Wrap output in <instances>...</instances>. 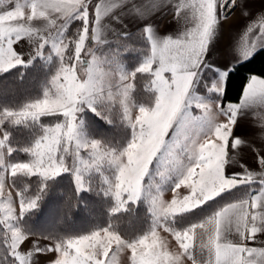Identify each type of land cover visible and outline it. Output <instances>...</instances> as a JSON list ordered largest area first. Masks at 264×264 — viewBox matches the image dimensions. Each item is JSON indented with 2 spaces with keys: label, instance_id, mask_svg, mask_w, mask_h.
<instances>
[{
  "label": "snow or ice",
  "instance_id": "obj_1",
  "mask_svg": "<svg viewBox=\"0 0 264 264\" xmlns=\"http://www.w3.org/2000/svg\"><path fill=\"white\" fill-rule=\"evenodd\" d=\"M5 0H0V5H3ZM128 3L135 7L134 0H116L112 6L116 4ZM164 3H172V0H164ZM236 0H223L218 3V0H211V9L209 10L208 0H197L194 4V13L191 18L187 15H182L181 7L183 5L177 3L176 15L184 17L186 27L179 35L173 37L172 35L164 36L159 41L154 38L152 28L145 26L144 34L151 44L150 54L144 63H142L135 72L132 73L133 80L136 73L147 74L151 79L149 81L151 91L155 93L156 103L149 109L142 108L141 115L137 118V123L140 125V132H133V142L128 150V164L126 168H122L117 176L116 190L110 193L117 207L112 211L118 212L126 209L129 203L134 204L144 191V178L148 174L150 167L154 162L161 166L177 165L181 163L182 153L179 151L182 148L183 141L187 139L186 127L184 122L178 123V119L182 110L186 107L185 101L188 104L192 102L188 100L190 88L193 87L194 78L198 76L201 65L204 62L205 54L210 42L212 28L218 21L225 20L226 17L218 15V9L234 7ZM39 5V7H37ZM32 15L28 18L29 21L48 19L54 20L55 25L61 31L59 36H64V28L66 23L62 26L58 21H65L67 18H73L81 22L80 28L77 31L78 35L74 39V51L76 54V43L79 41L81 34H85L84 47L80 54L87 46V41L91 37L92 40L97 39L95 33L97 28L95 24L100 22L101 16L99 14V3L93 0L81 2V0H32L30 5ZM16 8H21L18 3ZM94 8V13H93ZM44 11L46 14L51 11L55 14L53 16L38 17L35 11ZM110 10V9H108ZM81 13H86L85 16ZM14 13L9 10L7 15L12 16ZM242 15H247L244 10ZM222 17V18H221ZM21 18H23L21 16ZM252 28L247 29L250 33ZM260 32L264 34V25L261 26ZM23 33V34H22ZM90 33L92 35H90ZM247 33L244 38L246 39ZM35 34V30L31 27L18 28L0 26V72H6L17 65L32 62V55L41 56L42 50L49 41L41 37V42L32 49L31 54L25 55L24 52H17L13 45L22 41V38L28 35ZM15 36V39L12 37ZM62 43V41H61ZM52 48L56 51V45L53 41ZM73 46L70 41L67 47ZM256 48L255 43L251 46L247 44L241 49L240 55L242 59L250 58ZM64 52L67 48H64ZM57 55L62 56V52H57ZM27 57V59H25ZM147 64V67H142ZM226 75V73L224 74ZM58 76L52 77V83L59 81ZM211 90L222 95L224 92L223 79L212 84ZM92 89H89L81 100H86V97L91 95ZM261 102L264 103V78H259L255 75L250 76L246 86L243 89L241 100L239 104H228L222 107L217 102V108L225 119L222 123L217 124L214 129V136L225 142V153L229 150L228 145L231 146L233 153L239 151L241 148H247L249 141L236 136L234 129L237 122L238 109L245 104ZM195 107L202 112L208 109L207 103H196ZM62 109V100L57 96L53 97L48 91L44 92V99L28 104L22 111H12L5 109L0 115L7 118H14L13 123L20 125L23 119L28 117L36 118L38 115H47V113L56 112ZM204 117V116H203ZM2 125V124H0ZM135 129V126H133ZM260 131L256 135V140H259L261 145H264V126H257ZM2 128V127H0ZM170 134V138H167ZM9 132L3 131V136L0 138V149L8 145L7 153L10 155L14 149L9 146ZM139 140V143H137ZM96 146V145H95ZM256 145L251 143V148ZM40 141L31 148H24L23 151L30 157L25 161H17L7 163L6 165L0 161V170L12 179L18 176L35 177L39 176L40 186L35 195L25 197L20 192L16 191V197H19V213L11 206L13 203V196L11 192L8 193V198L4 197L3 182H0V225L5 229L6 240L4 243L7 246V254L10 257L9 264H36L37 254H41L46 259V264H112L110 259L112 251H109L104 256L103 260L97 259V245L101 244L103 239L100 231H93L88 235H82L75 238H62L55 243L49 241L48 237H42L43 240L49 243L41 246L40 241L35 242L31 239L32 234L25 233L15 226V221L18 217H23L26 212L35 209L41 195L45 190L44 181L59 176L61 172H67L63 157L59 161L56 160L53 151L52 155L46 156L43 152H39ZM68 149V148H67ZM255 151V168H249L246 164H240L238 167L242 170L235 172L232 175H226V161L218 163L215 158L218 157L219 152L217 144L213 140L206 141L201 144L194 154H189V161L193 163L185 166V171L179 181L173 188V192L181 187H188L192 193L191 207L184 210H177L171 207L174 199H177L176 194L171 201L165 203L162 200L152 197L150 203V211L152 213L154 223L151 230L136 238L134 243L129 244L133 255L131 257V264H180L181 256L192 260L196 264L193 255H190V250L196 244L197 229H201L210 233L216 219L221 221V224L229 219L230 216H238L241 205L244 206L243 212L244 226L241 239L244 241L242 245L230 250L227 256L222 257L219 261L215 258V253L210 252L208 264H264V148H259ZM259 168L260 171L254 169ZM254 181H259L261 187L257 194L249 198L240 199L231 203H227L210 216L206 217L198 223H194L184 228L183 230L173 231L168 226V221L180 214L190 212L193 209L205 204L207 201L219 196L221 193L234 189L241 184H252ZM179 185V187H178ZM76 191H80L81 177L77 174L75 176ZM219 189L211 198L205 199L209 191ZM124 193H127V200L123 199ZM109 193H106L108 195ZM194 194V195H193ZM229 206H233L234 211L229 212L227 216L217 217V213L226 212ZM251 214L253 221L252 225L248 226V217ZM157 226L163 227L164 231L173 236L177 246L181 249V254L176 255L170 253L166 245L160 240ZM255 229V231H252ZM105 238L115 239L120 241L119 236L111 232L109 228L103 229ZM260 237V247H250L249 242H256ZM31 246V249L26 253L22 250L25 247ZM102 246V245H101ZM208 249L211 245H206ZM114 251V250H113ZM251 253V255L249 254ZM255 256L256 259H250Z\"/></svg>",
  "mask_w": 264,
  "mask_h": 264
},
{
  "label": "rangeland",
  "instance_id": "obj_2",
  "mask_svg": "<svg viewBox=\"0 0 264 264\" xmlns=\"http://www.w3.org/2000/svg\"><path fill=\"white\" fill-rule=\"evenodd\" d=\"M66 28L67 27L64 28V36L58 38L54 42L60 48H64L65 44L68 45L69 42L72 41L73 46L67 47V51H63L62 56L57 55L54 49H48L44 58H42V66L46 68V70L44 71L46 74V79L41 84L40 94L35 99L25 104V106L44 99L45 91H48L53 97L56 96V89L52 83V77L56 75L57 71L61 68V66L72 68L73 65H75L76 75L79 78L80 82H83L85 79H87V77L82 73V70L89 68V62L95 59V62L92 64L93 80L94 83H99L92 87L91 95H89L88 97L93 101L101 100L100 97H103V101L106 100L109 103L118 105L124 113V120L126 126L129 127L130 136L125 142V145L120 148V140L118 142H111V140H109V142L106 143L99 137H95L94 133L90 134L87 130L89 120L86 114L92 112L100 115V111L97 108L98 102L94 104H89L86 100H81V95L77 94L75 97L78 101L77 107L79 109H82V111H77L75 114L74 124L76 125V129L75 135L71 141L65 140L63 132H61L58 137V143L49 144L43 139L45 136V129L52 128L56 124L64 122L65 117L60 115H38L36 118L28 117L26 119H23L21 123L27 124L25 126L28 127L29 130L27 136L23 138V144L19 148H16V154L11 153L10 155H8V145H6L3 149H0V161H2L5 165L11 162L25 161L30 157L27 153L23 151V149L31 148L36 144L37 141H40V148L38 149V151L43 152L46 156L52 155L54 151L55 158L57 161H59L61 157H63L64 163L68 168V171L61 172L59 176L52 178L48 181H44L46 187L41 195V199L38 201V204L43 203V197H47L45 198V200H48V203L43 209L44 213L39 217L38 220H40V222L44 225H46V223H49L50 220H58V216L60 214V211L62 210V203H59L57 198H60L62 195L57 192V188L59 186V183L61 182V180H59V177L63 174H66L65 179H67L70 183L69 188L71 187L75 194L79 196H84L88 192L95 193L94 195L101 196L105 205L107 204L105 210H102L104 212V219L95 223V225H99L108 223L110 218H116L134 206L132 203H129L126 209L114 213L112 210L116 208L117 205L113 196L110 193L116 190L117 176L119 175L120 169L126 168L128 164V150L130 149V145L133 142V132L135 130L137 135L140 132V125L137 123V118L141 115L139 111L141 105L135 104L131 99V79L132 73L135 72V70L142 63L145 62V60L147 59V55L146 51L142 52L144 54L140 53L142 51L141 48H133L134 50L127 51L123 42L117 43L115 47L111 49V52L110 50L105 51V49H100L99 47L95 46V44H93L92 41H90L89 39L87 41V46L85 47L84 51L80 54L79 60H77L74 51V39L75 36L78 35V33H75L73 31V34L71 36H68L67 34L65 35ZM89 49H91L92 51L89 52ZM128 53L139 55L137 56V65L133 69L128 68L122 58V56ZM133 58L135 59V56ZM97 70H102L105 73H110V75L106 76L103 80H101V78L96 75ZM121 77H123V79H121ZM222 78L223 74H220V76L216 79L217 81H215L214 83L220 81ZM58 83L65 84L63 75L60 76ZM109 91L113 93V98L111 101L107 99ZM191 101L192 103L188 104L186 108L182 110L180 117L177 121L178 123L184 122L187 125V139L183 141L182 148L179 150L182 153L181 163L175 166H161L157 162H154L150 167L148 174L144 178V191L141 193V196L137 201H141V205L143 206L147 204L149 213L151 215V224L142 235L148 233L154 223V219L150 211V201L152 197L158 198L163 202L167 203L171 201L175 194L179 199H182L184 196L192 195L190 188L184 186L179 187L175 193L173 192V188L175 187L176 183L179 181V179L184 174V171L186 170L185 166L194 162L189 161V154H194L198 150L199 146L205 143L206 141L213 140L216 142L217 149L219 152V155L215 158V161L222 164V159L225 152L224 148L226 145L223 140L217 139L213 134L217 123L219 124V122H217L218 117L215 115L217 104L209 94H207L206 96L196 95ZM196 103H207V111L202 112L201 110L197 109L195 107ZM25 106L17 110V112L22 111ZM152 106L153 105L144 107L145 109H149ZM192 106L196 108V112H194V110L191 108ZM93 109L96 110L94 111ZM103 117H107L108 121L110 122H112V119L114 118H119L117 116H112V119L111 116ZM133 126H135V129ZM66 130L67 129H64V131ZM3 131L4 130L0 128V138H2L3 136ZM48 135L49 137H51L52 133H48ZM167 138H170V134ZM93 141H98L95 147H93ZM137 143H139V140H137ZM77 144H79L80 146L77 147ZM65 147L68 148L67 152H65ZM77 174L81 177V187L79 192L76 191L75 186V176ZM0 182H3L5 199L8 198V193L11 192V195L13 196V203L11 206L18 215L19 197H16V191L20 192L21 195L25 197L33 196L38 191L41 181L39 176H18L16 178L11 179L5 173L4 170H0ZM106 193L109 194L106 195ZM92 199L94 200L95 197L92 196ZM123 199L127 200V193H124ZM0 202L3 201L0 200ZM26 214L27 212L25 213V215ZM83 214L84 216H87L88 213L84 211ZM211 214V212L207 214V212L197 211L196 216H183L184 225L180 226L182 228H179L174 225V223L172 222V220L174 219L173 217L170 221H168V226L171 227L173 231L183 230L191 224L202 221ZM23 217H18L17 221H15V226L19 227L21 231L29 233L27 231L30 230V227L25 228L21 224ZM105 218L107 219L105 220ZM0 219H2V215H0ZM80 220H82V218H80ZM79 223L82 222L79 221ZM0 226L3 228V232L5 235L4 227L2 225ZM105 228H109L111 232L119 236L120 241L117 242L115 239L105 238V234L103 232V229ZM87 230L88 228H83L81 230L82 234L79 236L88 235L93 231L99 230L100 235L103 238L101 240V244L97 245L98 260H103L104 256L107 255L109 251H112V256L110 258L112 260V264H131V257L133 255V252L132 249L129 247V244L134 243L136 241V238L128 240L124 238L121 233L117 232L116 230L110 227H99L95 230H92L90 233L84 234L83 232ZM47 231L48 233L55 232L53 229ZM157 232L159 233L160 240L163 242L164 245H166V248L170 253L176 255L181 254V249L177 246V243L173 239L172 235L164 231L163 227L159 226H157ZM207 234L209 233L201 229H197L196 244L193 245V249H191L189 253L190 255L194 256V259L196 260V262H198V264H200V257L202 255H210L209 253H206V248L203 246L206 242ZM50 235L53 238H56L57 241L63 238L61 234ZM31 237L42 239V237L34 233ZM51 242L55 243V241ZM40 243L42 245V241ZM43 243L47 244L49 242L44 241ZM22 250H24V248ZM37 256L38 264H41L42 262L46 264V259L43 255ZM180 264L191 263L187 258L181 256ZM202 264H204V262Z\"/></svg>",
  "mask_w": 264,
  "mask_h": 264
},
{
  "label": "trees",
  "instance_id": "obj_3",
  "mask_svg": "<svg viewBox=\"0 0 264 264\" xmlns=\"http://www.w3.org/2000/svg\"><path fill=\"white\" fill-rule=\"evenodd\" d=\"M94 1L95 0H93V2ZM80 25L81 22L79 20H72L66 28L65 35L71 36L73 31L78 33L77 31ZM120 42H123L127 51L141 48L142 51L140 53L144 54L142 52L146 51V55H148V44L140 31H135L126 36L116 37L112 41L98 45L97 47L105 49V51L110 50L111 52V49ZM47 51V48L44 49L42 55L29 64L17 65L6 72H0V113L5 109L17 111L40 94L41 84L46 79V74L44 72L46 68L42 66V58H44ZM131 54L133 53H128L122 56V58L125 65L133 69L137 65V56L139 55ZM134 56L135 59L133 58ZM210 73H212V71ZM212 75L213 73L207 74V72L204 71L200 84V86H203L200 90L205 88V82L209 80ZM251 75L264 78V49L255 51L250 58L228 69L224 79V92L219 97L222 107L225 103H233L239 100L243 87ZM150 79L151 78L147 74L136 73L134 80L132 76L130 96L135 104L141 106H151L153 104L155 93L151 91ZM98 101L97 108L100 111V115L92 112L86 114L89 120L87 130L90 134L94 133L95 137H99L106 143H108L109 140H111V142H118L120 140L119 147L122 148L130 136V130L129 127L126 126L122 109H120L118 105L109 103L106 100ZM103 116H111V119L112 116H117L119 118L113 117V121L110 122L107 117L105 118ZM0 119L2 129L8 131L10 134V146L14 149L19 148L23 144V138L29 133L28 127L25 126L27 124L15 125L13 123L14 118H7L2 115H0ZM13 153L16 154V150H14ZM65 178L66 174L59 177L61 182L57 188V192L62 195L60 198H57L58 202L62 203V210L60 209L58 220H50L46 225L38 220L44 213L43 209L48 203V200H45L47 197H43V203L38 204L35 209L28 211L21 221L23 227H30V230L27 232L34 233L40 237H48L51 241H57L56 238H53L50 234H61L63 238H73L81 235V230L83 228H88L87 231L83 232L85 234L99 227H110L121 233L124 238L132 240L142 235L151 224V215L147 204L145 203L146 205L144 204L145 206H143L141 205V201H137L133 204L134 206L125 211V213H122L116 218H110L108 223L95 225L97 221L104 219L103 211L107 204L105 205L101 196L94 195L95 193L88 192L84 196L75 194L72 188H69L70 183ZM258 188L259 183L256 181L252 184L238 185L234 189L225 191L200 207L187 212V214L183 213L174 217L172 222L175 226L182 228L180 226L184 225L183 216H196L197 211L207 212V214L211 212L213 214L217 209L227 203L249 198ZM92 196L95 197L94 200ZM84 211L88 213L87 216H84ZM80 218H82V220H80ZM106 219L107 218H105V220ZM79 221L82 223H79ZM52 229L57 233H48L47 230ZM4 241L5 235L3 228L0 226V264H9L10 257L7 254V246Z\"/></svg>",
  "mask_w": 264,
  "mask_h": 264
},
{
  "label": "crops",
  "instance_id": "obj_4",
  "mask_svg": "<svg viewBox=\"0 0 264 264\" xmlns=\"http://www.w3.org/2000/svg\"><path fill=\"white\" fill-rule=\"evenodd\" d=\"M84 2L86 3L87 0H84ZM222 2L223 0H218V3ZM17 3L18 0H5V3L0 5V26L12 28H18L20 26H23L24 28L31 27L35 30V34L28 35L27 37L22 38V41L14 44V50L17 52H24L25 55L28 53L31 54L32 49L36 48V46L41 42V37L46 38L50 43L46 45L44 49L47 48L52 50L53 48L51 43L60 38L59 32L61 29L58 26L49 27L47 25V21L39 19L30 22L28 16L32 13L30 7L32 0H19V3L21 4V8L19 9L16 8ZM95 3H99V12L101 16L100 22L95 24V27L97 28L95 35L97 39L92 40L91 37L89 38L90 41L95 44V46L106 44L116 37L126 36L135 31H140L147 41L149 55L151 44L144 34L145 26H150L152 28L153 36L158 41L167 35H172L175 37L179 35L181 31H184L186 27L192 26L185 24L184 17L176 15L175 4L179 3L183 5V7L180 9L181 12H184L182 15H187L189 18H191L194 13V4L197 3V0H172V3H164V0H134L135 7L128 3L116 4V6L113 7L112 4L116 3V0H95L94 4ZM9 10H12L14 13L12 16L7 15ZM244 10L247 11V15H242ZM49 15L55 17V14L51 11H49ZM218 15H223L226 17V19L218 21V23L212 28V34L209 38L210 42L205 54L204 62L201 65L198 76L194 78L193 87L189 90V101H191L196 95L206 96L209 94L216 103H220L219 97L221 95L211 90L212 84L217 81L216 79L220 76V74H223L222 79L224 82V74L228 71V69H230L233 65L245 60L242 59L240 52L246 44L251 46L253 43H255L256 48L254 52L259 49H264V34L260 32L261 26L264 25V0H236L234 7H228L226 5L224 9H218ZM21 16L23 18H21ZM72 20L74 19L67 18L65 21H58V23H60L62 26L66 23L68 26ZM249 27L252 28V31L247 33V29ZM245 33H247L246 39L244 38ZM90 35L92 34L90 33ZM12 38L15 39V36ZM44 49L42 50V53ZM37 57L39 56H35L33 54L32 61H34ZM25 59H27V57H25ZM26 64L29 63L22 65ZM204 71L207 72V74L213 73V75L210 76L211 78L205 82V88L200 90L202 74ZM211 71L212 73H210ZM257 77L263 78L260 76ZM247 82L245 83L244 87L246 86ZM241 96L237 102L225 103L224 106H227L228 104H239ZM185 104L187 106L188 102L185 101ZM152 105L154 106V104ZM191 108L194 110V112H196V108L194 106ZM215 115L218 117L217 122H219V124L224 121L225 117L219 113L218 108L215 111ZM257 126H264V103L256 102L245 104L238 109L234 133L236 136L246 139L250 143L247 148H241L235 153L230 150V145L227 146L229 150L226 153L224 152L222 159V163L225 161L227 163L226 175L230 176L235 172L242 171L238 167L240 164H246L249 168H255L254 152L259 151V148H264V145H261L259 140H256V135L260 131ZM251 143L256 145V147L251 148ZM254 170L260 171L259 168ZM256 182L259 183V181ZM260 187L261 185L259 183V188L251 196L256 195ZM244 211V206L241 205L239 212L243 213ZM252 223L253 221L250 214L248 217V226L250 227ZM237 227L238 225L236 223V216H230L227 221L222 223L221 243L225 242L226 240H230L235 245H242L244 241L241 239V236L237 231ZM260 227H264V225H260ZM240 230L243 231V227ZM31 239L33 241L41 240V246H43V242L45 241L39 238L37 239L31 237ZM260 239L261 238L258 237L256 242L250 241L248 246H262L259 242ZM205 248L206 253L210 254L209 249L207 247ZM30 249L31 246L29 245L28 247H25L23 251L26 253ZM209 258L210 255H202L200 257V264L203 262L204 264H207ZM250 259H256V257L252 256ZM189 261L191 264H193L192 260ZM36 264H38V260L36 261ZM41 264L45 263L42 262ZM196 264H198V262H196Z\"/></svg>",
  "mask_w": 264,
  "mask_h": 264
},
{
  "label": "clouds",
  "instance_id": "obj_5",
  "mask_svg": "<svg viewBox=\"0 0 264 264\" xmlns=\"http://www.w3.org/2000/svg\"><path fill=\"white\" fill-rule=\"evenodd\" d=\"M83 3L84 0H81ZM209 4V10L211 9V0H208ZM39 7V5L37 6ZM33 13H31L32 15ZM100 14V12H99ZM29 15L28 18L31 16ZM35 15L38 17H45L49 16V13H45L44 11H35ZM81 15L85 16V22H87V15L86 13H81ZM47 25L49 27H52L55 25L54 20H47ZM84 39L85 34H81L79 41L76 43V58L79 60L81 49L84 47ZM64 48H67V45H64ZM64 48H60L59 46H56L57 52H63ZM89 52L92 50L89 49ZM95 62V59L93 61L89 62V68L83 69L82 73L86 75L87 79H85L83 82H80L79 78L76 75L75 72V65H73L72 68H67L64 66H61V68L57 71L56 76L60 77L63 75V78L65 80V84H59L58 81L54 83V87L56 89V96L62 100V109L58 110L56 112L47 113V115H60L65 117L64 122L56 124L52 128H46L45 129V136L44 140L47 141L49 144H55L58 143V137L61 132H63V136L66 141H71L75 135V129L76 125L74 124L75 114L77 111H82V109H79L77 107L78 101L76 100V95L80 94L81 96L84 95L89 89H92L96 84L99 82H95L93 80V69L92 64ZM147 64H144L142 67H147ZM140 70V69H137ZM96 75H98L101 80H103L106 76L110 75V73H105L102 70H97ZM123 79V77H121ZM113 98V93L109 91L107 99L111 101ZM102 100L103 97H100ZM86 101L89 104H94L99 101H93L89 99V97H86ZM123 103V102H121ZM156 103V100H154V104ZM145 108L144 106H141L139 111ZM94 111L96 109H93ZM126 111V109H125ZM64 129H67L64 131ZM48 133H52L51 137H49ZM98 143V141H93V147ZM80 145L77 144V147ZM68 149L65 147V152H67ZM179 187V185H178ZM219 189L209 191L207 195L205 196V199L211 198L212 195H214L216 192H218ZM194 195V194H193ZM191 196H184L182 199H174L171 207H174L177 210H184L192 206L190 203ZM3 205H0V208H3ZM234 208L233 206H229L226 212H220L217 213V217L219 216H227L229 212H233ZM227 221V220H226ZM236 223L238 225L237 231L242 236V231L240 230L244 226V220H243V213H239V215L236 217ZM252 231H255V229H252ZM222 238V232H221V221L219 219H216L214 222V225L210 231V233L207 235L206 243L203 246L211 245V248L209 249L210 252L215 253V258L217 261H219L222 257H225L228 255L231 249L239 247V245L233 244L230 240H226L225 242L221 243ZM251 255V253H249ZM208 264V262H207ZM252 264H255V262H252Z\"/></svg>",
  "mask_w": 264,
  "mask_h": 264
}]
</instances>
